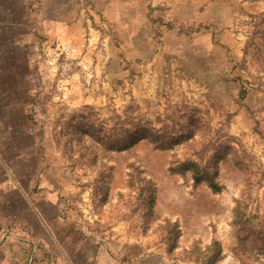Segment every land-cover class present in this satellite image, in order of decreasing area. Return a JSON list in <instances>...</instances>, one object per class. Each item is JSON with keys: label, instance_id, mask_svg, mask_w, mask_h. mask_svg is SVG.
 Wrapping results in <instances>:
<instances>
[{"label": "rangeland", "instance_id": "1", "mask_svg": "<svg viewBox=\"0 0 264 264\" xmlns=\"http://www.w3.org/2000/svg\"><path fill=\"white\" fill-rule=\"evenodd\" d=\"M135 125L173 146L123 150ZM213 242L264 264V0H0V264H201Z\"/></svg>", "mask_w": 264, "mask_h": 264}, {"label": "trees", "instance_id": "2", "mask_svg": "<svg viewBox=\"0 0 264 264\" xmlns=\"http://www.w3.org/2000/svg\"><path fill=\"white\" fill-rule=\"evenodd\" d=\"M152 130L149 127H143L140 125L132 126L130 129L123 131L124 137L122 139V149L126 150L134 144L148 139L154 145L155 149L168 150L173 146V139L167 137L164 134L151 133ZM188 165L192 167L194 183H205L213 192L218 193L222 189V186L216 181L217 172L201 174L198 171L197 165L194 163L182 164V166ZM150 205L154 203L153 194L147 198ZM173 231V230H172ZM220 256V246L217 242H213L210 247H207L202 255L201 264H216Z\"/></svg>", "mask_w": 264, "mask_h": 264}]
</instances>
